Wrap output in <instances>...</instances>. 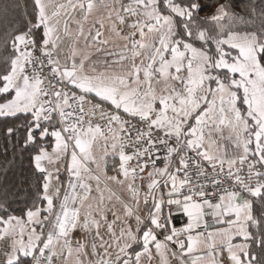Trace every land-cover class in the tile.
<instances>
[{
	"label": "snow or ice",
	"instance_id": "6c2138e0",
	"mask_svg": "<svg viewBox=\"0 0 264 264\" xmlns=\"http://www.w3.org/2000/svg\"><path fill=\"white\" fill-rule=\"evenodd\" d=\"M0 264H264V0H0Z\"/></svg>",
	"mask_w": 264,
	"mask_h": 264
},
{
	"label": "built area",
	"instance_id": "2783aa9c",
	"mask_svg": "<svg viewBox=\"0 0 264 264\" xmlns=\"http://www.w3.org/2000/svg\"><path fill=\"white\" fill-rule=\"evenodd\" d=\"M88 107H89V106L86 104V105H85V109L87 110V109H88Z\"/></svg>",
	"mask_w": 264,
	"mask_h": 264
}]
</instances>
